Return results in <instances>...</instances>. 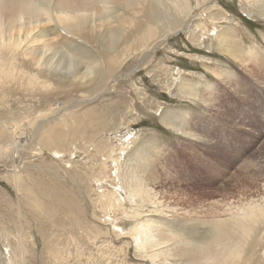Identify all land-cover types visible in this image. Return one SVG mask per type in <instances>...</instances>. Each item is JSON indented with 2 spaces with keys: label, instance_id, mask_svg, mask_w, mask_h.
<instances>
[{
  "label": "rangeland",
  "instance_id": "obj_1",
  "mask_svg": "<svg viewBox=\"0 0 264 264\" xmlns=\"http://www.w3.org/2000/svg\"><path fill=\"white\" fill-rule=\"evenodd\" d=\"M150 3L148 16L132 26L144 32L129 34L126 47H141L150 27L152 46L143 54L131 47L129 60L111 70L106 62L108 83L100 90L59 85L50 77L53 86L47 90L37 85L36 92L28 91L26 79L0 88L3 264H148L132 237L120 238L106 217L125 212L128 217L118 215L115 226L124 232L134 226L126 193L118 184L123 205L112 211L110 196L102 191L114 178L98 180L107 175V156L112 150L119 154L127 139L122 160L131 167L143 161L167 186L183 188L190 203L228 200L237 206L264 194V80L257 79H264V0H206L201 6L190 0L187 15L178 12L183 0ZM170 14L180 18L181 30H166ZM211 26L216 32L209 33ZM50 31L57 47L81 54L77 45L84 43L70 48L66 36L58 38L57 25ZM226 33L230 43H220L218 35ZM91 51V60H99L98 51ZM86 58L81 60L88 63ZM165 117L197 140L167 127ZM151 208L139 211H150L154 222L183 237H204L199 226H185L183 219ZM214 217L213 212L207 219ZM257 229L258 237L233 264H264V224Z\"/></svg>",
  "mask_w": 264,
  "mask_h": 264
},
{
  "label": "bare ground",
  "instance_id": "obj_2",
  "mask_svg": "<svg viewBox=\"0 0 264 264\" xmlns=\"http://www.w3.org/2000/svg\"><path fill=\"white\" fill-rule=\"evenodd\" d=\"M150 1L152 0H0V88L26 79L23 87L29 89L28 91L33 90L37 85L40 86V89L47 90L53 86L52 81L48 79L50 77L55 82L58 81L57 84L63 86L86 87L88 89L92 86L94 89H101V86L108 83L104 73L106 62L110 66L108 69L111 70L129 60L132 55L131 47L133 45L126 47V44H129L128 35L140 29L133 30L132 26L136 25L137 19L145 17L150 12L152 6ZM205 1L197 0L200 6ZM183 2V8L177 6L178 12L187 15L191 12L188 11L191 7L188 5L190 0H183ZM170 15L171 19L167 16L165 18L166 25H168L166 30L169 28L171 31L180 29V24H177L179 21H176L177 18L173 17L172 14ZM178 19L180 18L178 17ZM211 20L214 21V18ZM151 21L153 19H147L148 23ZM51 25L59 27L60 31L57 32L60 35L58 38L66 36L67 41L65 43L70 48L77 45L78 41L84 43V45L79 44L77 47H82L81 49L86 51L85 54H82L83 51L81 52L82 55L76 51L72 54V51L68 53L64 51L65 48L57 47L59 45H55V38L51 37L54 35L50 31ZM150 29L148 30L149 33H146V40L141 47L136 49L132 47V51L143 54L149 46H152L153 43L149 45L153 39ZM141 30L143 31V29ZM204 31H206V27ZM208 31L209 33L216 32V27L211 26ZM215 32L214 34H216ZM155 34L157 33L153 35ZM218 37L219 41L221 40L220 43H230L231 41V35L228 33L220 34ZM93 49L99 53L100 59L97 58L98 61L96 59L91 60L93 51L90 52V50ZM256 51L258 50H252L253 54ZM233 57L235 60L238 59L237 61L240 60V57L235 55ZM83 58L89 62H84L85 59L84 61L81 60ZM249 58L251 60L249 62H252L251 56ZM254 58H257L256 54ZM103 63L105 64L104 67L102 66ZM247 66L250 67V64ZM40 74H44L46 78H40ZM257 79L260 82L264 80L262 77ZM21 84L23 85L22 82ZM10 85L8 86L10 87ZM162 121L167 127L181 132L166 117ZM181 135L190 140H197V137L191 133L181 132ZM129 143L127 139V143L124 145L128 147ZM114 146L118 148L119 144ZM126 146L119 149V154L112 150L107 156L110 158L108 166H106V160H103L105 158L102 159L103 161L101 160V165L104 162L106 166L104 171L107 170V175L105 171L102 177H98V180L104 176L107 180L108 177L114 178V181L108 182L110 183L109 189L102 191L106 198V195L110 196V202L107 205L110 209L113 208L112 211H117V208L123 205V198L115 189L118 184L121 185L120 189L126 193L133 206L130 220L135 223L134 226L125 229L126 232L115 226L118 215L122 214L124 217H128L125 212L114 214L113 217L109 213L106 217L117 229L115 233L120 238L123 235L132 237L135 248L140 253L138 254L143 262L148 264H233L241 256L245 245L258 237L257 226L264 224V194L258 195L257 199L252 198L245 203L241 202L237 206L228 200L198 206L196 203H190L191 198L188 197V193L183 188L167 186L164 183L167 181H160L159 174L152 171L143 161L140 160L139 163L137 162L138 164L131 167L132 164L128 163V160H122L126 151L128 152ZM104 179L103 183H106ZM167 187H171L170 192L164 191V188ZM187 203L190 205L186 206ZM145 207H152L161 215H170L175 221L183 219L185 226H192V224L199 226L205 230V232L203 231L204 237H199L202 239L200 241H194L195 239H190V237H183L184 234L166 229L168 226L165 228L166 225L158 223L157 219V223L154 222V218L151 219L149 210V212L139 211ZM213 212L215 217L210 220L207 219V217H211ZM262 238H264V232ZM0 264L3 262L0 261Z\"/></svg>",
  "mask_w": 264,
  "mask_h": 264
}]
</instances>
